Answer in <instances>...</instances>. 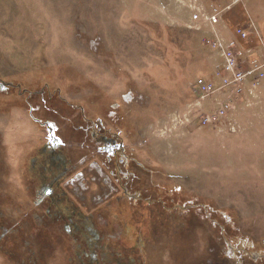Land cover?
<instances>
[{"label":"rangeland","instance_id":"1","mask_svg":"<svg viewBox=\"0 0 264 264\" xmlns=\"http://www.w3.org/2000/svg\"><path fill=\"white\" fill-rule=\"evenodd\" d=\"M232 1L0 0V222L10 240L21 245L30 231L19 223H41L40 211L105 204L102 166L119 162L96 129L126 150L107 180L139 192L122 194L130 233L107 261L264 264V79L253 88L248 78L227 117L206 124L223 96L200 100L192 88L222 65L208 45L212 10L242 67L260 51L235 30L264 27V0ZM48 162L80 178L67 188ZM50 244L65 264L62 242Z\"/></svg>","mask_w":264,"mask_h":264},{"label":"flooded vegetation","instance_id":"2","mask_svg":"<svg viewBox=\"0 0 264 264\" xmlns=\"http://www.w3.org/2000/svg\"><path fill=\"white\" fill-rule=\"evenodd\" d=\"M42 124L49 125V122L46 121ZM93 131L104 141L105 145L102 148L105 150L112 149L114 153L118 155L116 160L119 162V165L123 164L126 150L125 148H122L121 151L115 150L117 147V142L115 144L116 135H112L108 131L96 129H93ZM112 138H114L113 142L111 141ZM112 162L113 160H108V162L104 164V166H109L108 169L102 166L107 177L101 173V182L107 185L109 189L102 192L101 195H113L104 205L88 211L85 206L79 203L74 206L72 202H70L71 205L64 206L60 209L57 207L58 210H56L54 214H51L53 213L52 210L48 215L40 211V214L43 216L40 217L41 223H39L38 220H36L32 226L19 223V225L24 228L27 227L30 231V235L21 241V245L19 242L17 243L10 240V236L14 234V229L11 226H6L7 219L5 218V220H3L4 223L0 222V264H3V260L6 264H58L59 261L55 257L57 255L52 253V256L49 255L50 242L53 240L61 241L62 250L65 253L68 251V259H66L65 264H111L106 258L111 253H117L118 243L122 244V241L127 240V234L129 235L130 233L129 230L127 233L125 232L127 223L124 224L123 221L121 223L122 219L126 220L129 216L132 217L131 210L126 209L121 202V199L125 198V195L122 194H136L135 198H137V194H139L137 189L132 188L130 182H124L118 185L113 180H107L110 178V172L112 173L114 169L120 168L116 162L114 166H112ZM130 162H132V160L129 157L125 165ZM62 166L64 167L63 170L60 174H57L58 169ZM44 169L50 175L60 178V182L66 184L67 188L70 189L72 183L78 181L80 178V175H70L71 171L68 164L60 166L59 163L48 162L44 166ZM55 180L56 179H54V181ZM82 183L84 182L82 181ZM51 189L54 195L52 196L51 203L55 206L59 203V200L56 201L55 199L56 195H58V197L60 196V191L57 188L53 189L51 187ZM70 197L73 199L71 194ZM132 198L134 197L129 199L131 200ZM50 214L51 217L49 219L51 220L48 219ZM54 218L58 219L56 223L58 225H54ZM67 218L71 220L70 223L66 222ZM62 219L65 221V224L61 226L60 221ZM92 228L94 231H92ZM18 229L20 230L21 228ZM43 232L47 234V238H40ZM65 236L67 238H65ZM17 246H20V248L13 250V247ZM42 248L45 254H41Z\"/></svg>","mask_w":264,"mask_h":264},{"label":"built area","instance_id":"3","mask_svg":"<svg viewBox=\"0 0 264 264\" xmlns=\"http://www.w3.org/2000/svg\"><path fill=\"white\" fill-rule=\"evenodd\" d=\"M244 4V0H233L232 4ZM199 17L194 16V20ZM221 13L216 9L210 14L204 15V20L212 32V39L209 47L216 52L221 61V67L211 77H198L194 80L192 88L200 100L210 99L215 96L222 97L213 111L209 112L203 122L218 121L227 117L233 109L234 102L245 93L246 80L252 79L253 88H256L264 79V30H261L255 23L249 22L245 27H237L236 36L243 42L249 43L252 39L259 43V53H256L248 62V68L244 69L237 55L218 36L216 27L219 25ZM249 52H252L250 49ZM252 93V91H250ZM251 95V94H250Z\"/></svg>","mask_w":264,"mask_h":264},{"label":"crops","instance_id":"4","mask_svg":"<svg viewBox=\"0 0 264 264\" xmlns=\"http://www.w3.org/2000/svg\"><path fill=\"white\" fill-rule=\"evenodd\" d=\"M219 26V25H218ZM261 30H264V27H259ZM245 43V42H244ZM257 43V41H255V43H254V45H257L258 46V44H256ZM247 44V43H246ZM257 48H259V46L257 47ZM255 55V53H251V54H248V58L250 59V58H252L253 56ZM248 64V63H247ZM244 65L243 66V68H245V69H247L248 68V65ZM198 78V77H197ZM196 79V78H195ZM112 196V195H111ZM111 196H109V198L111 197ZM108 198V199H109Z\"/></svg>","mask_w":264,"mask_h":264},{"label":"trees","instance_id":"5","mask_svg":"<svg viewBox=\"0 0 264 264\" xmlns=\"http://www.w3.org/2000/svg\"><path fill=\"white\" fill-rule=\"evenodd\" d=\"M197 204H198V203H197ZM198 205H199V204H198ZM201 208H202V206H201ZM205 214H206V216L210 217L208 212H206Z\"/></svg>","mask_w":264,"mask_h":264}]
</instances>
